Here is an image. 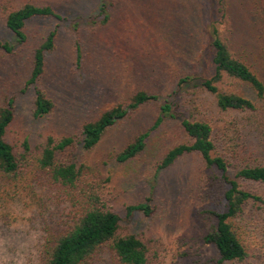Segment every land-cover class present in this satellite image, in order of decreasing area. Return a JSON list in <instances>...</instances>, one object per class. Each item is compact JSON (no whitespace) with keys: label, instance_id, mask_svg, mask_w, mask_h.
<instances>
[{"label":"rangeland","instance_id":"374dc122","mask_svg":"<svg viewBox=\"0 0 264 264\" xmlns=\"http://www.w3.org/2000/svg\"><path fill=\"white\" fill-rule=\"evenodd\" d=\"M9 1L16 5L27 1L51 5L69 19L97 15L106 2L112 15L107 26L82 30L84 55L80 68L76 65L75 36L67 24L62 26L42 80L56 104L55 111L50 118L34 120V93L18 94L9 139L20 143L28 138L34 146L48 135L65 136L77 131L109 106L126 103L140 90L158 95V102L115 128L86 154L89 174L104 186L110 207L123 218L127 205L153 199L152 216L137 213L125 219L123 226L125 232L147 243L156 264H218L215 248L206 244L204 237L214 223L208 211L220 207L218 202L208 203L201 197L202 159L190 154L168 169H158L170 148L190 141L179 123L166 121L151 135L145 152L127 164H119L109 154L119 151L124 142L151 125L160 101L174 93L180 100L187 89L178 87L181 77L207 76L211 61L208 45L214 28L235 54L247 59L264 79V0H224L222 11L219 0ZM54 25L46 19L31 21L24 47L0 25V43H9L18 52L7 59L0 56V99L4 93L16 94L24 87L31 51ZM201 99L204 106L200 117L213 119L219 135L216 142L222 149L223 123L216 121L221 116L210 96L201 95ZM253 143L250 146L254 148ZM244 186L264 198V184L244 182ZM47 198L43 208L26 196L0 208V264H41L45 222L53 212ZM235 225L248 256L234 264H264V204L250 202Z\"/></svg>","mask_w":264,"mask_h":264},{"label":"trees","instance_id":"16d2710c","mask_svg":"<svg viewBox=\"0 0 264 264\" xmlns=\"http://www.w3.org/2000/svg\"><path fill=\"white\" fill-rule=\"evenodd\" d=\"M219 4L221 11L224 10V0H219ZM110 11V6L103 2L97 15L69 19L51 5L0 1V25L17 37L20 47L28 42L26 29L31 21L55 22L31 51L24 87L16 94L4 93L0 99V208L23 196L43 208L44 198L48 197L53 212L45 222L41 264H156V256L147 243L138 235L125 232L123 226L125 219L137 213L152 216L153 199L148 197L144 202L127 205L123 218L110 207L104 186L90 176L85 156L115 128L158 102V95L140 90L126 103L109 106L77 131L65 136L48 135L34 146L28 138L20 143L9 139V129L16 119L18 94L34 93L31 110L34 120L50 118L55 111L56 104L42 80L62 26L67 24L75 36L76 65L80 68L84 55L82 30L89 32L107 26L112 19ZM223 17L226 18L224 12ZM208 46L211 61L207 76L181 77L178 87L187 89L180 100L174 93L160 101L151 125L109 155L119 164H127L145 152L151 135L166 121L178 122L190 141L170 148L159 161L158 169H168L186 155L200 156L201 197L208 203L218 202L220 207L208 211L214 223L204 242L215 248L218 264H234L248 256L235 221L250 202L264 204L262 196L244 186V182L264 184V79L247 59L235 54L216 28L211 32ZM0 51L4 59L18 54L9 43H0ZM201 95L212 98L221 116L216 121L223 123L222 149L216 142L219 135L215 133L213 119L200 117L204 106ZM251 140L256 147L250 146ZM104 255L108 258L104 259Z\"/></svg>","mask_w":264,"mask_h":264}]
</instances>
